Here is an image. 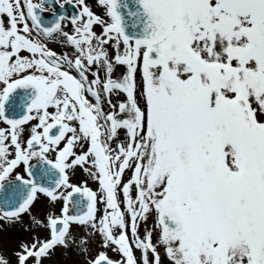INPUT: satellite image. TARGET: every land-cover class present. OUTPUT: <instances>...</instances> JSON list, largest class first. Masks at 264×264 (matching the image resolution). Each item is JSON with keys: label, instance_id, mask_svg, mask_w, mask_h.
Instances as JSON below:
<instances>
[{"label": "snow or ice", "instance_id": "1", "mask_svg": "<svg viewBox=\"0 0 264 264\" xmlns=\"http://www.w3.org/2000/svg\"><path fill=\"white\" fill-rule=\"evenodd\" d=\"M264 264V0H0V264Z\"/></svg>", "mask_w": 264, "mask_h": 264}, {"label": "rangeland", "instance_id": "2", "mask_svg": "<svg viewBox=\"0 0 264 264\" xmlns=\"http://www.w3.org/2000/svg\"><path fill=\"white\" fill-rule=\"evenodd\" d=\"M64 262H65V261H64ZM64 264H66V262H65Z\"/></svg>", "mask_w": 264, "mask_h": 264}]
</instances>
